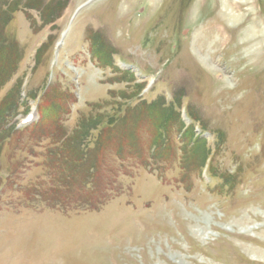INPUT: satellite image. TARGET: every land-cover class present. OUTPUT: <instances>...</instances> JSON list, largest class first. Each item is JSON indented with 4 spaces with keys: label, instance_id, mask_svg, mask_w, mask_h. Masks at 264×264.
Listing matches in <instances>:
<instances>
[{
    "label": "rangeland",
    "instance_id": "1",
    "mask_svg": "<svg viewBox=\"0 0 264 264\" xmlns=\"http://www.w3.org/2000/svg\"><path fill=\"white\" fill-rule=\"evenodd\" d=\"M20 1L0 264H264V0Z\"/></svg>",
    "mask_w": 264,
    "mask_h": 264
},
{
    "label": "trees",
    "instance_id": "2",
    "mask_svg": "<svg viewBox=\"0 0 264 264\" xmlns=\"http://www.w3.org/2000/svg\"><path fill=\"white\" fill-rule=\"evenodd\" d=\"M17 1H18V3L21 2L20 0H15L13 3H7L5 0L4 1L0 0V2H1L0 3V22H3L2 28L4 27L5 24H7V22H9L10 20L13 19V17L11 16V13H13L15 10H17V8H15V7H19V4L16 3ZM2 2H4V3H2ZM28 4H30V3H28ZM6 5H7V8H6ZM0 32H2L0 34V45H1L3 42H6V40L4 38V34H5L4 29H1V27H0ZM4 83H5V81L0 82V88H1V86H3ZM13 106H15V105H13ZM150 106L153 107L154 103L150 104ZM154 107H158V106H154ZM3 109H7V108L2 107V109H0V110H3ZM7 112H9V110H6V113ZM3 116H7V114L0 115V119H3L4 118ZM117 121H118L117 119L114 121H110V126H107L104 130L103 129L100 130V133L98 134L94 148L89 149L87 154L91 155V153H95L98 150L107 149V148H105V144L103 143V138L106 137L105 135L109 129H114ZM39 123H38V125H39ZM2 125H4V124H2ZM96 129H98V123L92 122L91 125L86 127L85 131L81 132L80 134H78L76 136L77 138L76 137H74V139L72 138L74 141L69 142V144H70L69 147L73 146L74 148L79 149L81 147V145L83 144V141L87 137H89L90 132H92ZM67 138H69V136ZM159 140H160V138H159Z\"/></svg>",
    "mask_w": 264,
    "mask_h": 264
},
{
    "label": "bare ground",
    "instance_id": "3",
    "mask_svg": "<svg viewBox=\"0 0 264 264\" xmlns=\"http://www.w3.org/2000/svg\"><path fill=\"white\" fill-rule=\"evenodd\" d=\"M221 26V25H220ZM223 30V29H222ZM217 53V52H216ZM128 215V214H127ZM96 223H97V221H96ZM86 225V224H85ZM86 232V231H85ZM55 254V253H54ZM88 258H89V256H88ZM92 258V257H91ZM92 260V259H91Z\"/></svg>",
    "mask_w": 264,
    "mask_h": 264
}]
</instances>
